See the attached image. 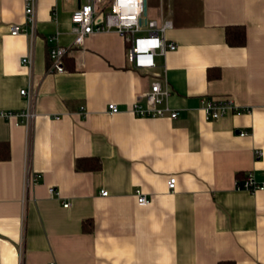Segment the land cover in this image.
I'll return each mask as SVG.
<instances>
[{"label": "crops", "instance_id": "0c3cea01", "mask_svg": "<svg viewBox=\"0 0 264 264\" xmlns=\"http://www.w3.org/2000/svg\"><path fill=\"white\" fill-rule=\"evenodd\" d=\"M83 2L36 0L30 41L8 30L24 24L23 0H0V111L23 110L25 89L36 116L28 127L0 118V264H264V189H236L248 174L264 184V0H146L176 44L147 71L114 31L73 45ZM232 25L241 47L225 42ZM55 34L69 49L61 73L48 71ZM154 79L176 119L128 112ZM224 96L248 111L205 121L200 100Z\"/></svg>", "mask_w": 264, "mask_h": 264}, {"label": "built area", "instance_id": "2783aa9c", "mask_svg": "<svg viewBox=\"0 0 264 264\" xmlns=\"http://www.w3.org/2000/svg\"><path fill=\"white\" fill-rule=\"evenodd\" d=\"M143 2L144 0H84L82 4L71 11L70 32L73 34V45H83L84 39L89 34L114 31L125 42V55L133 69L139 71L154 69L155 56L165 55L166 52L174 51L176 48V44L165 37L166 31L171 29L173 25L170 20L162 17L155 19L148 16V14L143 16ZM35 9L36 0H23L25 22L23 25H11L8 29L11 36L26 34L30 37V41L33 39L36 23ZM57 36L58 34H55L47 38L50 63L48 71L51 73L64 72L63 59L69 52L68 48L59 44ZM21 63L29 68L32 64V58L30 56L23 57ZM161 78L164 81V74ZM168 94L167 88H162L161 83L154 79L150 82L147 91L133 101L128 112L142 118H163L167 116L170 119H176L178 111L169 109L166 103ZM20 95L25 98L26 107L17 112L0 111V118H14L16 124L21 123L28 127L36 117L32 108L33 95L30 90L25 89L20 90ZM140 99L144 100V107L140 104ZM199 110H201L205 121L217 120L228 113L235 115L248 111L234 104L233 100L227 96L201 99ZM107 112L110 114L116 113V105L109 103ZM238 135L245 136L246 132L239 131ZM256 155L260 156L262 153L256 151ZM23 175L24 188L34 186L40 179L39 174L32 173L27 168H25ZM174 183V177H169L166 180L167 189L170 192L175 188ZM236 189L252 193L253 191L264 189V184H258L248 174L243 182L236 183ZM49 192L53 195H58L54 188L50 187ZM99 194L100 196H106L107 192L101 190ZM134 196L139 205L149 203V199L145 197L140 189L135 190ZM67 205L64 204L63 207ZM48 264L56 263L51 261Z\"/></svg>", "mask_w": 264, "mask_h": 264}, {"label": "trees", "instance_id": "16d2710c", "mask_svg": "<svg viewBox=\"0 0 264 264\" xmlns=\"http://www.w3.org/2000/svg\"><path fill=\"white\" fill-rule=\"evenodd\" d=\"M225 42L228 46L241 47L245 44L246 36L244 35V27L239 25H232L226 27L224 31Z\"/></svg>", "mask_w": 264, "mask_h": 264}, {"label": "water", "instance_id": "95a60500", "mask_svg": "<svg viewBox=\"0 0 264 264\" xmlns=\"http://www.w3.org/2000/svg\"><path fill=\"white\" fill-rule=\"evenodd\" d=\"M143 16H146L147 15V10H146V0H144L143 2Z\"/></svg>", "mask_w": 264, "mask_h": 264}, {"label": "rangeland", "instance_id": "374dc122", "mask_svg": "<svg viewBox=\"0 0 264 264\" xmlns=\"http://www.w3.org/2000/svg\"><path fill=\"white\" fill-rule=\"evenodd\" d=\"M148 2L150 3V0H148ZM147 2V4L149 5V3Z\"/></svg>", "mask_w": 264, "mask_h": 264}]
</instances>
